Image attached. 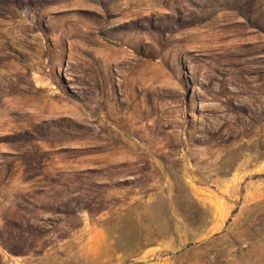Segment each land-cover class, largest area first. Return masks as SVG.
<instances>
[{
	"label": "rangeland",
	"instance_id": "obj_1",
	"mask_svg": "<svg viewBox=\"0 0 264 264\" xmlns=\"http://www.w3.org/2000/svg\"><path fill=\"white\" fill-rule=\"evenodd\" d=\"M0 264H264V0H0Z\"/></svg>",
	"mask_w": 264,
	"mask_h": 264
}]
</instances>
